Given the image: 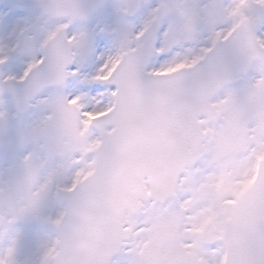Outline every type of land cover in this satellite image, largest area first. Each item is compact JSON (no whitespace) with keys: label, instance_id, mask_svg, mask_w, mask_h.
I'll use <instances>...</instances> for the list:
<instances>
[{"label":"snow or ice","instance_id":"1","mask_svg":"<svg viewBox=\"0 0 264 264\" xmlns=\"http://www.w3.org/2000/svg\"><path fill=\"white\" fill-rule=\"evenodd\" d=\"M0 104V264H264V0H17Z\"/></svg>","mask_w":264,"mask_h":264},{"label":"rangeland","instance_id":"2","mask_svg":"<svg viewBox=\"0 0 264 264\" xmlns=\"http://www.w3.org/2000/svg\"><path fill=\"white\" fill-rule=\"evenodd\" d=\"M17 0H0V14H5L7 8L16 3ZM29 2H32V0H29ZM93 26H95L96 20L93 18ZM0 110H3V105L0 104ZM3 142V137L0 136V143ZM23 231L25 233V245L24 249L21 253V259L25 258V256L29 258H35V244L34 241L37 239H43L44 235L47 231V225L42 223L39 220L33 221L30 224H26L22 226Z\"/></svg>","mask_w":264,"mask_h":264},{"label":"water","instance_id":"3","mask_svg":"<svg viewBox=\"0 0 264 264\" xmlns=\"http://www.w3.org/2000/svg\"><path fill=\"white\" fill-rule=\"evenodd\" d=\"M79 2L88 4V3H97L99 2V0H79Z\"/></svg>","mask_w":264,"mask_h":264},{"label":"flooded vegetation","instance_id":"4","mask_svg":"<svg viewBox=\"0 0 264 264\" xmlns=\"http://www.w3.org/2000/svg\"><path fill=\"white\" fill-rule=\"evenodd\" d=\"M146 3L153 2V0H145ZM217 3H225L227 0H216Z\"/></svg>","mask_w":264,"mask_h":264}]
</instances>
